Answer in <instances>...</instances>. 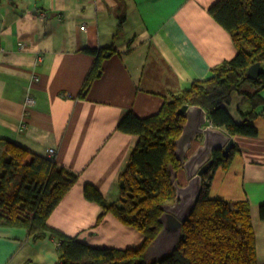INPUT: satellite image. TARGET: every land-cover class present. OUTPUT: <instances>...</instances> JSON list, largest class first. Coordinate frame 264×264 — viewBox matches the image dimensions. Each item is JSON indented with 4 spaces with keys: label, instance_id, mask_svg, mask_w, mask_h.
Segmentation results:
<instances>
[{
    "label": "crops",
    "instance_id": "1",
    "mask_svg": "<svg viewBox=\"0 0 264 264\" xmlns=\"http://www.w3.org/2000/svg\"><path fill=\"white\" fill-rule=\"evenodd\" d=\"M218 1L0 0V154L12 143L79 176L52 213V228L93 247L142 245L135 228L111 215L100 220L102 206L84 189L93 185L107 202L119 201L120 176L139 142L119 130L124 117L158 113L173 93L213 77L236 57L231 34L209 12ZM100 52L102 73L86 91ZM27 96L33 107L25 106ZM225 108L258 135L230 136L235 153L228 167L211 174L210 196L249 202L257 262L264 264V104L251 117L248 98L234 92ZM208 120L205 127L226 133ZM202 144L195 141L189 155ZM177 180L187 184L183 168ZM60 258L51 234L35 241L25 229L0 227V264H59Z\"/></svg>",
    "mask_w": 264,
    "mask_h": 264
},
{
    "label": "trees",
    "instance_id": "2",
    "mask_svg": "<svg viewBox=\"0 0 264 264\" xmlns=\"http://www.w3.org/2000/svg\"><path fill=\"white\" fill-rule=\"evenodd\" d=\"M209 12L231 34L238 49L236 57L214 69L213 77L173 93L158 113L141 118L130 111L124 117L119 130L138 136L139 142L120 176L119 201L107 202L93 185L84 189L88 200L102 206L100 220L111 215L135 228L143 236L142 245L128 249L93 247L52 228V213L77 185L79 176L12 143H6L0 154V227L25 229L35 241L51 234L59 245V264H258L249 202L210 196L211 174L220 166L228 167L235 151L213 153L214 163L203 176L196 209L183 223L182 235L169 257L157 262L145 259L147 249L163 229V207L176 199L173 176L183 168L176 155V141L186 119L178 111L185 105L202 107L229 136L258 135L253 125L236 123L225 106L231 103L234 92L248 98L251 117L255 118L256 110L264 104L260 95L264 69L258 80L247 76L251 66L264 65V0H219ZM96 55L98 60L84 82L86 91L102 73L103 52ZM261 211L264 219V207Z\"/></svg>",
    "mask_w": 264,
    "mask_h": 264
},
{
    "label": "water",
    "instance_id": "3",
    "mask_svg": "<svg viewBox=\"0 0 264 264\" xmlns=\"http://www.w3.org/2000/svg\"><path fill=\"white\" fill-rule=\"evenodd\" d=\"M262 71L261 63H257L249 68L247 76L251 80H258ZM178 115H183L186 119L182 135L176 141V155L183 165L187 184L181 185L177 180L178 173L174 174L176 199L174 203L163 207L164 214L160 219L163 229L145 253L147 262H157L169 257L182 235L183 223L196 209L203 176L214 163L213 153L223 152L227 155L234 146V141L222 130L205 127L209 120L202 107L185 105L178 111ZM199 139L203 144L189 155L194 142Z\"/></svg>",
    "mask_w": 264,
    "mask_h": 264
},
{
    "label": "built area",
    "instance_id": "4",
    "mask_svg": "<svg viewBox=\"0 0 264 264\" xmlns=\"http://www.w3.org/2000/svg\"><path fill=\"white\" fill-rule=\"evenodd\" d=\"M4 50H3V48H1L0 47V56L2 55V52H3ZM38 80V78L36 77L35 78V81H37ZM25 106L27 107V108H29V107H33L34 106V104H35V101H34V99L31 97V96H27V98L25 99ZM49 155L51 156V157H53L54 155H55V150L54 149H50L49 150Z\"/></svg>",
    "mask_w": 264,
    "mask_h": 264
}]
</instances>
